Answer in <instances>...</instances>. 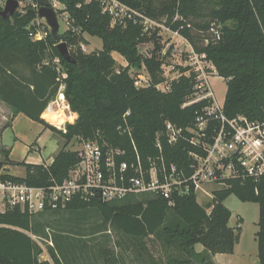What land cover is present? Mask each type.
Listing matches in <instances>:
<instances>
[{"label": "trees", "instance_id": "trees-1", "mask_svg": "<svg viewBox=\"0 0 264 264\" xmlns=\"http://www.w3.org/2000/svg\"><path fill=\"white\" fill-rule=\"evenodd\" d=\"M21 1V0H18ZM66 6L70 29L45 40H33L30 29L35 30L37 11L31 5L24 12L16 10L9 19L0 15V101L12 109L13 116L24 114L50 128L65 140L53 162H14L26 167L24 177L0 170V180L25 182L32 186L62 183L69 171L78 163V151L66 147L74 138L97 141L106 152L109 148L124 151L117 162H137V151L144 167L150 160L163 158L167 168L175 165L183 173L184 181L194 172V154L206 156L202 145L191 143L189 128L196 127L199 117L208 118L205 111L213 100L206 98L187 104L196 91L197 74L190 66L181 67L180 75L168 82L167 90L157 86L167 81L159 29L145 30L141 18L132 14L113 23L109 13L103 11L100 0H58ZM156 24L185 38L194 51L206 54L216 67L217 74L227 80L223 113L228 119L246 117L252 123H264V0H118ZM3 8L0 6V13ZM220 26L221 35L212 33ZM85 33L99 37L102 49L87 53L81 44L88 43ZM150 34V35H149ZM66 42L77 64L67 62L58 49ZM153 43L149 56L140 53L139 45ZM122 54L127 66L117 68L113 52ZM55 58L60 59L61 71ZM48 63H45L46 61ZM145 66L149 83L136 86L130 74L132 67ZM66 77H62V73ZM65 84V97L71 110L78 114L66 130L49 124L42 116L57 96L61 83ZM182 128V136L174 144L169 142L166 123ZM222 127L219 118H208L206 142L213 143ZM9 157L10 150H5ZM229 159H224L226 165ZM236 174L221 178L223 187L212 193L206 203L198 201L191 182L190 191L173 193L172 200L162 194H130L122 199L86 201L75 198L65 208L45 210L32 214L17 207L2 212L0 209V264H51L41 260L43 250L27 232L47 235L54 216H61L73 228L93 216H99V228L111 225L122 241L139 256L148 251L147 240L155 236L169 253V264H214L217 253H233L240 233L229 225L232 211L225 200L236 195L243 202L259 204L258 240L260 264H264V174L255 178L245 175L244 168L233 159ZM3 166V165H2ZM65 214L70 218H65ZM58 219V218H56ZM55 219V220H56ZM56 248L49 252L53 264H64L71 251L67 237H54ZM202 244L204 251L195 246ZM98 256L108 264L116 257L110 250L99 249ZM146 263L148 259L143 258ZM150 264H159L150 258Z\"/></svg>", "mask_w": 264, "mask_h": 264}, {"label": "built area", "instance_id": "built-area-1", "mask_svg": "<svg viewBox=\"0 0 264 264\" xmlns=\"http://www.w3.org/2000/svg\"><path fill=\"white\" fill-rule=\"evenodd\" d=\"M7 1L0 0V6L3 9ZM25 1L28 2L27 5L34 7L37 14H39L41 5L38 0ZM25 1H19V5H24ZM48 1L55 10L59 9L60 1ZM100 2L103 11L112 16L113 23L135 14L141 18L145 30L152 27V24H156L118 0H100ZM38 18L34 21L36 29H30V37L33 40H45L52 33V30L47 23H42ZM211 31L217 38H220L219 25H214ZM81 47L85 51L84 43L81 44ZM190 47L189 65L191 70L197 74V85L193 98L187 104L211 98L213 103L206 108L205 113L208 118L214 116L219 118L222 127L213 143H207L205 140L208 118L199 117L196 127L188 129L192 134L191 143L202 145L207 151L206 156L193 155L195 159L194 172L189 179L184 181L183 173L179 172L175 165H172L171 171H169L162 157L159 158L158 162L154 159L150 160V167L147 169L144 167L138 151L136 163L129 164L127 161L118 163L117 157L124 155V151L109 148L105 152L97 141L84 140L81 141V146L77 150L78 163L69 171L67 178L62 183H53L49 186H32L25 182L0 180L1 211L5 212L19 207L23 211L28 210L30 213L35 214L48 209L65 208L75 198L86 201L95 198L102 201H111L122 199L130 194L147 192L162 194L170 200V204H174L172 200L174 192L177 191L180 195H184V193L190 191L189 184L184 188L186 182H191L197 193L205 192L209 195L205 185L220 184L218 181L221 178L234 176L236 174L235 164L233 163L235 157L244 168L245 175L257 178L264 174V123H252L244 116L234 119H228L225 116L223 105H218L217 101L214 100L216 99L215 94L209 84L211 75L217 74L216 67L207 59L206 54H198L191 45ZM54 61L58 70L61 71L60 59L55 58ZM48 62L47 60L45 63ZM66 76L67 74L63 72L62 77ZM135 80L137 87H143L149 83V77L147 76L138 75ZM171 80L167 79L166 82L159 84L157 88L167 90L169 88L168 82ZM162 84H165L164 89L161 88ZM64 91L65 84L62 82L57 99L52 100L48 107L52 104H54L55 109L60 108L63 104L66 106L67 100ZM61 96H63L62 100ZM166 130L169 142L172 144L176 143L183 133L182 128L171 122L166 123ZM226 158L230 162L225 165L223 161ZM52 162L53 158L42 163L48 166ZM50 244L53 245V242L51 241Z\"/></svg>", "mask_w": 264, "mask_h": 264}, {"label": "rangeland", "instance_id": "rangeland-1", "mask_svg": "<svg viewBox=\"0 0 264 264\" xmlns=\"http://www.w3.org/2000/svg\"><path fill=\"white\" fill-rule=\"evenodd\" d=\"M25 1V0H24ZM89 1V0H87ZM51 2H53L51 0ZM28 2H24V5H19L18 10L24 12V6H26ZM59 9L57 10L58 20L60 24L59 34H65L70 29V24L68 22L69 14L67 13L66 7L64 4L59 3ZM65 8V9H64ZM42 23H47L44 19L38 18ZM156 28L159 29V36L161 37V44L164 45L163 53H165L168 49L170 53L166 56L164 62V74L168 80H171L174 77H178L180 75V68L190 66V56L189 52L191 47L189 43L180 35L175 32L169 30L164 25L152 24V32H155ZM88 43H84L85 52L90 53L93 51H98L103 47V41L99 37L92 36L88 33L84 34ZM150 35V34H149ZM154 48V44L151 43H142L139 45L140 53L149 56L151 51ZM114 58L117 61V68L120 66H127V61L124 56L117 51L113 53ZM209 64V63H208ZM211 70V69H210ZM130 74L134 78H137L138 75L147 76L148 73L145 69V66H141L140 68L132 67L130 69ZM210 76V75H209ZM209 84L215 94V101L217 104L222 106L225 100L226 92H227V80L218 74L211 75L209 78ZM161 88H165V84L161 85ZM57 99V96L54 97L53 100ZM7 106L6 104H3ZM68 106V104H67ZM71 108H68V113ZM72 111V110H71ZM44 118V117H43ZM77 119V118H76ZM75 119V121H76ZM12 120V115L4 108L0 109V170L4 171L3 166L8 163V157L6 155L5 150L7 149L5 146H12L15 137L12 129L9 128V123ZM67 123H72L70 121L66 122L61 128L53 125L59 129H65ZM52 125V124H51ZM8 128L5 130V128ZM47 131L43 136V140H41L42 152L41 155L44 156L45 159L54 158L60 149L63 148L65 144V140L61 138L57 133L47 127ZM5 130V131H4ZM52 133V135L50 134ZM81 146V139L74 138L70 144L66 147L68 150L77 151ZM36 159V154H34ZM15 157H18V152H16ZM46 162V161H44ZM3 165V166H2ZM7 172H9L7 170ZM26 172L25 166H19L10 170L9 173L16 175H24ZM206 189L213 193L214 190L223 187L222 184H208L205 185ZM151 195V192H148ZM200 203H206L211 199L206 197L204 192H199ZM230 210L234 212L235 222L233 225L236 226L237 215H241L245 218V224L243 226L244 238L249 242L254 240L255 233L259 229L258 219H259V204L255 202H243L236 195H231L226 200L225 204ZM58 218V219H56ZM65 218H70V215L65 214ZM54 221L51 223L50 227L46 228L47 235H36L32 232H27L32 239L37 242L43 252L39 256L41 260H48L53 264L49 249L50 247L56 248V243L54 240L55 235L57 236H65L67 237V244L71 251V255L67 260H64V264H108L105 261V258L102 256H98V250L101 248L110 250L111 254L116 257V260L112 264H150V258L157 260L159 264H169V253L174 252V249L166 251L162 243L155 237L151 236L147 240L148 251L143 252L144 256H139L136 252H134L131 248H129L125 243L119 244V241H122V237L118 234L111 225L107 224L99 228L102 223V219L99 216H93L90 219H87L80 228V231H64L65 228H73L75 230V226L69 225L64 218L61 216H54ZM56 219V220H55ZM237 228V226H236ZM238 229V228H237ZM240 231V230H238ZM53 242V245L50 242ZM201 245H198V248H201ZM143 258L148 259V263L144 261Z\"/></svg>", "mask_w": 264, "mask_h": 264}, {"label": "crops", "instance_id": "crops-1", "mask_svg": "<svg viewBox=\"0 0 264 264\" xmlns=\"http://www.w3.org/2000/svg\"><path fill=\"white\" fill-rule=\"evenodd\" d=\"M63 99V96H61V100ZM56 100V99H55ZM4 103L0 101V109L4 108L7 110L9 113L12 115V120L9 123V128L12 129L14 133L15 140L12 144V146L9 148V146H5L8 150H10V154L8 159L14 162H28V163H42L44 161H50L51 159H45L43 155H41L42 152V145H41V140H43V136L45 132L48 130L43 124L36 122L29 118L28 116L24 114H19L17 116H13L12 109L9 106H4ZM224 104V103H223ZM64 104V108L67 110V104ZM68 112V111H67ZM70 113L75 114V119L76 115L78 118V114L69 111ZM43 117V116H42ZM45 119V118H44ZM49 124L50 123L47 119H45ZM75 122V120H74ZM72 122V123H74ZM53 125V124H52ZM8 126L5 128V130L8 128ZM4 130V131H5ZM52 135V133L50 132ZM16 152H18V157L16 158ZM36 154V159H33ZM19 166L23 165H13L10 164L9 162L3 166L5 173H9L10 170L17 168ZM7 170L9 172H7ZM12 174V173H10ZM26 174V172H25ZM24 175H16L12 174L18 177H24ZM209 195H207L205 192V196L208 197V199H212V192L209 191ZM198 194V201H200V195ZM228 199V198H227ZM226 199V200H227ZM225 200V204H226ZM232 211V210H231ZM260 216V213H259ZM234 218V212L232 211V216L229 221V225L233 228H235L239 233V241L235 246L234 252L233 253H217L213 256V261L214 264H260V259H259V249H258V240H257V232L255 233L254 240L249 242L247 239L244 238V232H243V226L245 224V218L241 215H237L236 219V226L233 225ZM259 221V219H258ZM258 224V223H257ZM198 245H201V248H198ZM195 249L197 252H202L204 251V246L202 244H197L195 246Z\"/></svg>", "mask_w": 264, "mask_h": 264}, {"label": "water", "instance_id": "water-1", "mask_svg": "<svg viewBox=\"0 0 264 264\" xmlns=\"http://www.w3.org/2000/svg\"><path fill=\"white\" fill-rule=\"evenodd\" d=\"M41 7L39 9L38 17L44 19L52 30L54 37H57L60 30V24L58 20L57 11L50 6L48 0H38ZM19 8L18 0H8L5 8L1 11L0 15L4 19L11 18L16 10ZM58 49L62 57L70 63L77 64V59L71 54L70 49L66 42H60L58 44Z\"/></svg>", "mask_w": 264, "mask_h": 264}, {"label": "bare ground", "instance_id": "bare-ground-1", "mask_svg": "<svg viewBox=\"0 0 264 264\" xmlns=\"http://www.w3.org/2000/svg\"><path fill=\"white\" fill-rule=\"evenodd\" d=\"M43 117L47 119L53 125L57 127H62L66 122H74L75 114L68 113L64 106L55 109L54 104L50 105L45 112L43 113Z\"/></svg>", "mask_w": 264, "mask_h": 264}]
</instances>
